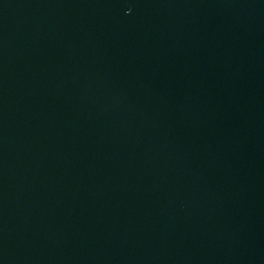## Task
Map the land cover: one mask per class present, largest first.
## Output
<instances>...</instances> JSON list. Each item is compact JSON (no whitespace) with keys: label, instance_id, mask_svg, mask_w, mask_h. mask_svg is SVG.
<instances>
[{"label":"water","instance_id":"1","mask_svg":"<svg viewBox=\"0 0 264 264\" xmlns=\"http://www.w3.org/2000/svg\"><path fill=\"white\" fill-rule=\"evenodd\" d=\"M0 264H264V0H0Z\"/></svg>","mask_w":264,"mask_h":264}]
</instances>
